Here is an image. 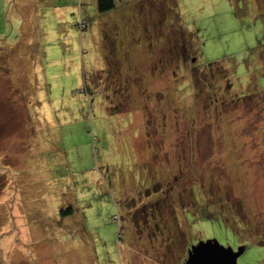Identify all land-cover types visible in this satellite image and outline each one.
<instances>
[{
  "label": "rangeland",
  "instance_id": "374dc122",
  "mask_svg": "<svg viewBox=\"0 0 264 264\" xmlns=\"http://www.w3.org/2000/svg\"><path fill=\"white\" fill-rule=\"evenodd\" d=\"M258 239L264 0H0V264H264Z\"/></svg>",
  "mask_w": 264,
  "mask_h": 264
},
{
  "label": "water",
  "instance_id": "95a60500",
  "mask_svg": "<svg viewBox=\"0 0 264 264\" xmlns=\"http://www.w3.org/2000/svg\"><path fill=\"white\" fill-rule=\"evenodd\" d=\"M242 251V246L232 250L220 246L215 240H206L189 248L184 264H236Z\"/></svg>",
  "mask_w": 264,
  "mask_h": 264
},
{
  "label": "trees",
  "instance_id": "16d2710c",
  "mask_svg": "<svg viewBox=\"0 0 264 264\" xmlns=\"http://www.w3.org/2000/svg\"><path fill=\"white\" fill-rule=\"evenodd\" d=\"M96 1V10L98 13H106L113 9L114 7V0H95ZM184 59H186V56H183ZM190 64L192 65V61L189 59ZM193 66V65H192ZM235 234L241 235L243 231L240 228H235ZM264 242V240L258 239L256 244L260 245Z\"/></svg>",
  "mask_w": 264,
  "mask_h": 264
}]
</instances>
